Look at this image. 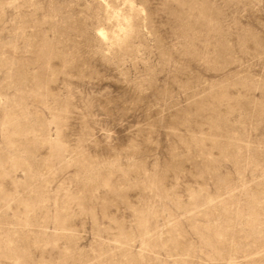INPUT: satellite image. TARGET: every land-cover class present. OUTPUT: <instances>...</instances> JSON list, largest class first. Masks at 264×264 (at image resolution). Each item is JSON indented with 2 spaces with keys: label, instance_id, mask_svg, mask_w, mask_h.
Segmentation results:
<instances>
[{
  "label": "rangeland",
  "instance_id": "374dc122",
  "mask_svg": "<svg viewBox=\"0 0 264 264\" xmlns=\"http://www.w3.org/2000/svg\"><path fill=\"white\" fill-rule=\"evenodd\" d=\"M0 264H264V0H0Z\"/></svg>",
  "mask_w": 264,
  "mask_h": 264
}]
</instances>
